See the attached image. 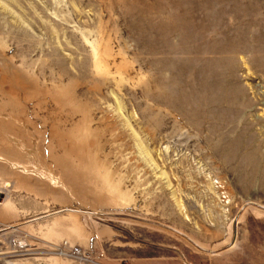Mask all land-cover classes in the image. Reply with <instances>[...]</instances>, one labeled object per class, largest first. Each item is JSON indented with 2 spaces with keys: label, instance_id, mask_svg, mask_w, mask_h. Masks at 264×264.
<instances>
[{
  "label": "rangeland",
  "instance_id": "rangeland-1",
  "mask_svg": "<svg viewBox=\"0 0 264 264\" xmlns=\"http://www.w3.org/2000/svg\"><path fill=\"white\" fill-rule=\"evenodd\" d=\"M0 112V264L219 250L264 206V0H0Z\"/></svg>",
  "mask_w": 264,
  "mask_h": 264
},
{
  "label": "crops",
  "instance_id": "crops-1",
  "mask_svg": "<svg viewBox=\"0 0 264 264\" xmlns=\"http://www.w3.org/2000/svg\"><path fill=\"white\" fill-rule=\"evenodd\" d=\"M232 249L231 247L226 251H232ZM171 252L173 254L169 255L167 250H160V252H156L154 255L136 256L130 259L127 264H234L232 257L222 258L219 256L221 254L212 255L196 251V254H193V258L190 260L186 254L178 251ZM246 262L248 264V260Z\"/></svg>",
  "mask_w": 264,
  "mask_h": 264
},
{
  "label": "water",
  "instance_id": "water-1",
  "mask_svg": "<svg viewBox=\"0 0 264 264\" xmlns=\"http://www.w3.org/2000/svg\"><path fill=\"white\" fill-rule=\"evenodd\" d=\"M248 205H253L261 210H264V206L262 205H259V204H255V203H247L245 205L242 206V208L240 209V211L238 212V215L235 217L234 219V222H233V238L231 240V242L226 245L225 247L219 249V250H207L205 248H202L200 247L199 245H197L194 241H192L190 238H188L185 234L181 233V232H178L176 231L180 236L184 237L185 239H187L190 243H192L198 250L200 251H203V252H210L212 254H215V253H218L220 251H223V250H226L230 247H232L234 245V242H235V238H236V233H237V230H236V224H237V219L239 217V215L241 214V212L244 210V208ZM97 215L99 216H110V217H113V216H117V215H114V214H108V213H96Z\"/></svg>",
  "mask_w": 264,
  "mask_h": 264
},
{
  "label": "bare ground",
  "instance_id": "bare-ground-1",
  "mask_svg": "<svg viewBox=\"0 0 264 264\" xmlns=\"http://www.w3.org/2000/svg\"><path fill=\"white\" fill-rule=\"evenodd\" d=\"M2 104H3V103H2ZM7 108H8V107H7ZM4 109H6V108L4 107ZM8 109H9V108H8ZM66 111L69 113V110H66ZM63 112L65 113V111H63ZM0 113H1V112H0ZM1 114H3V113H1ZM55 115H56V114H55ZM63 115H66V114H63V113H62V117H63ZM71 115H72V114H71ZM71 115H70V113H69V116H70V117H72ZM52 116H54V114H52ZM52 116H51V117H52ZM58 116L61 118L60 114L57 115V117H58ZM66 117H67V116H66ZM53 118L55 119V117H53ZM63 118H64V117H63ZM67 118H68V117H67ZM67 118H66V120H67ZM69 119H70V120H69ZM68 120L71 121V118H68ZM54 121H55V120H54ZM66 122H67V121H66ZM66 122H65V123H66ZM48 127H49V126H48ZM0 200H2V197H0Z\"/></svg>",
  "mask_w": 264,
  "mask_h": 264
},
{
  "label": "built area",
  "instance_id": "built-area-1",
  "mask_svg": "<svg viewBox=\"0 0 264 264\" xmlns=\"http://www.w3.org/2000/svg\"><path fill=\"white\" fill-rule=\"evenodd\" d=\"M78 252V251H77ZM81 260V259H80Z\"/></svg>",
  "mask_w": 264,
  "mask_h": 264
}]
</instances>
